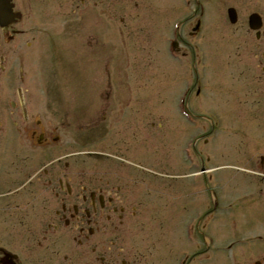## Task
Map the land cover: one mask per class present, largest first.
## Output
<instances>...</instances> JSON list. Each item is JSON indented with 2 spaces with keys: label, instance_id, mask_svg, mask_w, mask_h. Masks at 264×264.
I'll list each match as a JSON object with an SVG mask.
<instances>
[{
  "label": "rangeland",
  "instance_id": "1",
  "mask_svg": "<svg viewBox=\"0 0 264 264\" xmlns=\"http://www.w3.org/2000/svg\"><path fill=\"white\" fill-rule=\"evenodd\" d=\"M109 2L115 10L109 18L105 13L103 34H98L112 38V50L104 54L102 43L99 69L83 70L78 62L80 75L52 74L48 69L51 73L46 75L44 60V68L30 74L28 104L45 99L40 87L48 81L57 87L46 91L50 103L57 113L64 110L68 121L80 120L79 133L98 131L93 128L96 122L107 129L106 136L81 148L92 153L81 155L82 168L110 170L112 177L121 179L114 185L120 190L113 187V194L127 193V187L134 192L125 207L138 206L140 216L130 219V225L140 226L142 234L126 240L125 248H139V238L145 249L140 264H178L186 253L185 264L261 260L264 133L256 136L253 130L250 91L243 83L247 53L255 48L248 18L260 17L254 30L264 29V0ZM196 4L204 8L202 14ZM228 10L234 12V24ZM175 32L177 56L169 48ZM106 56L109 64H100ZM73 70L74 66L69 72ZM180 98L195 115L191 127L179 117ZM191 135L192 169L185 156ZM188 169L198 171L196 176ZM124 175L135 176L137 186L125 184ZM78 253L71 246L59 257L92 259Z\"/></svg>",
  "mask_w": 264,
  "mask_h": 264
},
{
  "label": "flooded vegetation",
  "instance_id": "2",
  "mask_svg": "<svg viewBox=\"0 0 264 264\" xmlns=\"http://www.w3.org/2000/svg\"><path fill=\"white\" fill-rule=\"evenodd\" d=\"M114 10L109 0H0V264H140L144 259L139 238V248H125L142 234L140 226L130 225L140 216L138 206L125 207L134 192L127 187V193L113 194L121 179L110 170L82 168L80 120L68 121L48 98L28 104L30 74L43 69L44 60L52 72L67 67L63 57L69 54L82 57L85 69L97 66L102 18ZM249 32L255 48L247 53L243 85L250 91V117L260 136L264 29ZM104 36L106 53L112 38ZM122 180L137 186L135 176ZM71 246L92 259L60 258L59 252ZM246 264H264V259Z\"/></svg>",
  "mask_w": 264,
  "mask_h": 264
},
{
  "label": "water",
  "instance_id": "3",
  "mask_svg": "<svg viewBox=\"0 0 264 264\" xmlns=\"http://www.w3.org/2000/svg\"><path fill=\"white\" fill-rule=\"evenodd\" d=\"M227 14H228L229 21L231 23H234V20H235L234 12L232 10H228ZM254 20H255V15H252L249 17V26L251 28L255 27V21Z\"/></svg>",
  "mask_w": 264,
  "mask_h": 264
},
{
  "label": "bare ground",
  "instance_id": "4",
  "mask_svg": "<svg viewBox=\"0 0 264 264\" xmlns=\"http://www.w3.org/2000/svg\"><path fill=\"white\" fill-rule=\"evenodd\" d=\"M178 40V39H177ZM70 68H71V64H69L65 69H64V71H66V72H68L69 73V71H70ZM65 80V79H64ZM61 89H62V87H61ZM198 139V138H197ZM196 143V142H195ZM193 145L194 144H192V148H193ZM203 170V169H202ZM185 262H186V260H185ZM185 264V263H184Z\"/></svg>",
  "mask_w": 264,
  "mask_h": 264
}]
</instances>
